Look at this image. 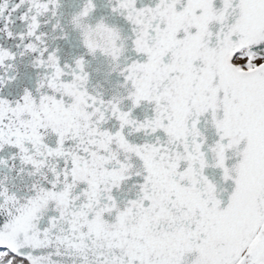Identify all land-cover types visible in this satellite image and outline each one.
I'll list each match as a JSON object with an SVG mask.
<instances>
[{"label": "snow or ice", "instance_id": "1", "mask_svg": "<svg viewBox=\"0 0 264 264\" xmlns=\"http://www.w3.org/2000/svg\"><path fill=\"white\" fill-rule=\"evenodd\" d=\"M0 264H264V0H0Z\"/></svg>", "mask_w": 264, "mask_h": 264}]
</instances>
